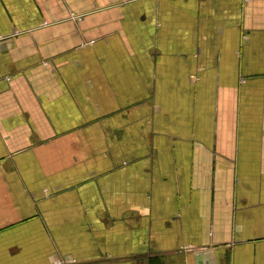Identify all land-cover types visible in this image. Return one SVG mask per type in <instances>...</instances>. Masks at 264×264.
Returning <instances> with one entry per match:
<instances>
[{"label": "crops", "instance_id": "1", "mask_svg": "<svg viewBox=\"0 0 264 264\" xmlns=\"http://www.w3.org/2000/svg\"><path fill=\"white\" fill-rule=\"evenodd\" d=\"M0 264H264V0H0Z\"/></svg>", "mask_w": 264, "mask_h": 264}]
</instances>
